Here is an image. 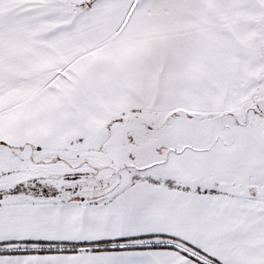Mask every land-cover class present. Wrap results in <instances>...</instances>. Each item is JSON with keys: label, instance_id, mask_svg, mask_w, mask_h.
<instances>
[{"label": "snow or ice", "instance_id": "1", "mask_svg": "<svg viewBox=\"0 0 264 264\" xmlns=\"http://www.w3.org/2000/svg\"><path fill=\"white\" fill-rule=\"evenodd\" d=\"M0 264H264V0H0Z\"/></svg>", "mask_w": 264, "mask_h": 264}]
</instances>
